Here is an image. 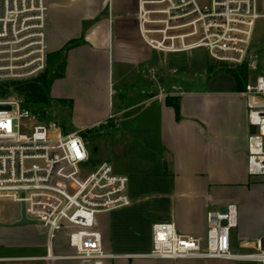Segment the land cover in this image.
Returning <instances> with one entry per match:
<instances>
[{"label": "crops", "instance_id": "0c3cea01", "mask_svg": "<svg viewBox=\"0 0 264 264\" xmlns=\"http://www.w3.org/2000/svg\"><path fill=\"white\" fill-rule=\"evenodd\" d=\"M47 4L51 66L58 68L64 57L49 96L54 103L62 100V117L72 130L103 127L100 145L114 157L130 144L148 146L147 138L151 157L144 167L121 173L129 178L130 204L97 216L104 250L113 256L90 261L70 257L73 250L59 236L52 245L55 258L47 261L45 228L0 226V264H258L144 254L151 250L155 222H173L180 234L204 237L208 212L227 204L239 209L232 250L250 253L259 240L264 242V177L247 171L249 103L264 99L242 95L244 88L228 72L201 74V79L197 73L174 75L170 54L182 52L158 50L143 39L139 0ZM257 7L251 49L260 55L264 75V0H257ZM154 54H163L162 59ZM142 105L143 112L135 111ZM11 220L0 211V222Z\"/></svg>", "mask_w": 264, "mask_h": 264}, {"label": "built area", "instance_id": "2783aa9c", "mask_svg": "<svg viewBox=\"0 0 264 264\" xmlns=\"http://www.w3.org/2000/svg\"><path fill=\"white\" fill-rule=\"evenodd\" d=\"M139 0V25L149 46L166 52L204 48L210 58L231 67L247 65L254 73L241 94L264 99L260 55L251 49L257 0ZM47 0H0V202L19 206L15 223L24 217L48 232L45 259L55 258L52 245L60 236L73 250L70 257L101 260L104 250L97 225L101 213L128 206L129 178L102 161L91 166V150L82 131L49 125L44 112L26 105L12 83L32 80L48 65ZM11 94V95H10ZM247 171L264 177V103H249ZM0 203V204H1ZM211 210L204 237L180 234L173 222H155L151 250L158 259H247L264 264V242L255 251L236 253L231 233L239 209ZM24 210V213H23ZM225 221V223H223ZM48 264H52L51 262Z\"/></svg>", "mask_w": 264, "mask_h": 264}, {"label": "rangeland", "instance_id": "374dc122", "mask_svg": "<svg viewBox=\"0 0 264 264\" xmlns=\"http://www.w3.org/2000/svg\"><path fill=\"white\" fill-rule=\"evenodd\" d=\"M202 2L203 4H207L208 0L202 1ZM162 55L154 54V57L156 56V59L158 60L159 59L158 57H161L162 59ZM170 56L173 59L171 60L173 64L172 73L174 75H180L182 72V73H185V77L188 74L195 75V73H197V77L201 79L202 77L201 74L208 77L212 75L214 72L215 73L225 72L223 70H220L221 69L220 67H224V65H227L225 63L214 61L212 58H210V56L208 55L207 51L204 48L194 49V50H191L188 52H182V53H172L170 54ZM52 59L54 58L48 57V65L45 71L42 73V75H40L39 77H36V79L34 78L33 80H29L27 82H30V83L36 82L41 78V76L45 74L51 75L55 70L59 69L61 66L60 67L58 66V68L51 66L50 63H52L53 61ZM176 64L179 66H177ZM210 66H213L217 70L210 74L209 72ZM158 73L162 74V70L158 69L157 74ZM251 74L252 73L249 71L248 76L250 77ZM157 82L158 81H156V85H158ZM21 96L23 97V95ZM39 108H42V112H44V118L47 120L49 125H55V126L58 125L60 128L64 130H68V131H71L72 129H74L69 124H67L66 120L62 117L61 109L58 107V103H54V105H52L50 108L44 107L42 104H40ZM144 108H145L144 105H142V106H139L137 109H135V111L143 112L145 110ZM141 115L143 114L141 113ZM102 131L105 132V129L103 127H96V128H91V129L82 131V135L84 136L91 150V166H96L98 163L106 160V161H110L115 172L123 173L127 169H138V168L144 167L146 164L147 157L148 156L151 157V151L148 146H151L152 142L151 141L148 142L147 138H144L143 141L148 146H145L143 144L141 145L130 144L129 146L123 147L120 150V153H121L120 156H115V157L112 156L108 148L104 147V145L103 146L100 145V134ZM96 147H97V150H95ZM18 209H19V206L11 202H5V203L0 204L1 213H3L4 215H6V217H9V218L10 217L16 218L17 216L16 212L18 211ZM38 236L40 238L46 237L44 234H39ZM44 247L45 246H39V249H43ZM19 248H20L19 253L23 254V246L18 247V249ZM15 264H23V263H15Z\"/></svg>", "mask_w": 264, "mask_h": 264}, {"label": "trees", "instance_id": "16d2710c", "mask_svg": "<svg viewBox=\"0 0 264 264\" xmlns=\"http://www.w3.org/2000/svg\"><path fill=\"white\" fill-rule=\"evenodd\" d=\"M70 45L72 44H69V46H66L65 50L72 47ZM62 64H64V57L60 63L61 67H62ZM60 68L54 71L51 75L45 74L41 76V78L36 82L30 83L26 81V82H21V83H12L13 84L12 91L17 92L20 95H23L26 99V105L28 107L37 108V109L42 110V108H39V105L42 104L44 107L50 108L54 104V100H52V98H50L49 96L50 86H51L53 77L56 75V72L60 70ZM220 68H221L220 70L231 73L235 77L239 88L245 87V84L247 83V80L249 78L248 76L249 70H248L247 65H241L237 67H230L228 65H224V67H220ZM216 70L217 69H215L213 66L209 67L210 74ZM4 87L5 86H0V93H3L4 95L12 93L11 89H9L8 86H6L5 88ZM55 102L60 104L62 103V100H57Z\"/></svg>", "mask_w": 264, "mask_h": 264}, {"label": "water", "instance_id": "95a60500", "mask_svg": "<svg viewBox=\"0 0 264 264\" xmlns=\"http://www.w3.org/2000/svg\"><path fill=\"white\" fill-rule=\"evenodd\" d=\"M255 131H256V126L251 124L249 127V133L253 134ZM226 209H227L226 205H223L221 206L220 211L225 212ZM23 213H24V210H23ZM223 223H225V221ZM31 225H37V222L26 219L24 215L22 217V220H20L19 222H15V223L0 222V226L7 227V228L26 227V226H31Z\"/></svg>", "mask_w": 264, "mask_h": 264}]
</instances>
